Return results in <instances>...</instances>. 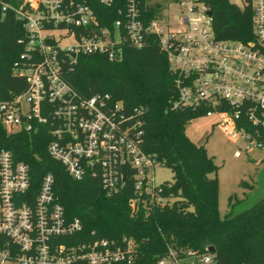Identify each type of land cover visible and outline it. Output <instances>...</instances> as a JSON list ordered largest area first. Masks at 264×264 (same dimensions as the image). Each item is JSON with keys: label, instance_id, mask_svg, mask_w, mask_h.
<instances>
[{"label": "built area", "instance_id": "built-area-1", "mask_svg": "<svg viewBox=\"0 0 264 264\" xmlns=\"http://www.w3.org/2000/svg\"><path fill=\"white\" fill-rule=\"evenodd\" d=\"M115 0H99L112 7ZM163 10L142 18L141 0H125L114 29L100 27L89 0H23L15 8L29 41L15 64L28 90L11 102H0V122L9 134L49 129L48 154L72 179L96 178L109 197L129 189L134 212L140 203L164 206L162 165L144 150V109H128L108 94L81 96L65 79L64 70L78 56L123 58V45H145L161 38L174 75V110L205 109L232 140L245 143L243 153H264V0H251L253 41L218 39L205 0H155ZM9 7L3 5V12ZM250 128V130H249ZM34 191L28 165L8 150L0 152V264H133L137 247L85 235L79 220L67 219L55 195L52 174ZM158 264H218L209 251L170 250Z\"/></svg>", "mask_w": 264, "mask_h": 264}, {"label": "trees", "instance_id": "trees-1", "mask_svg": "<svg viewBox=\"0 0 264 264\" xmlns=\"http://www.w3.org/2000/svg\"><path fill=\"white\" fill-rule=\"evenodd\" d=\"M22 1L0 0V102L13 101L29 87L26 78L15 74V64H23L20 58L29 41L25 25L17 20L15 12ZM244 1L241 8L230 0H205L218 39L244 43L254 40L252 1ZM89 3L100 27L110 30L121 18L119 11L127 8L125 0H115L112 7L99 0ZM140 4L147 23L163 10L153 0H141ZM3 5L9 7L5 13ZM160 44L161 38L155 34L147 36L140 49L126 42L123 58L116 62L104 54H81L63 75L81 96L108 94L128 109H144V150L172 170L174 176L173 182L163 186L167 204L140 203L134 212L131 201L135 195L131 190L109 197L96 178L72 179L65 167L48 154L51 137L45 126L30 133L9 134L0 122V152L8 150L17 162L28 165L36 192L42 179L52 174L55 195L67 219L79 220L85 235L94 233L93 237L116 241L132 239L137 247L133 264H158L173 249L204 252L211 247L215 248L218 264H264V197L240 213L231 203L233 210L221 218L215 158L186 134L188 123L206 116V110L171 107L176 97L175 77Z\"/></svg>", "mask_w": 264, "mask_h": 264}, {"label": "rangeland", "instance_id": "rangeland-1", "mask_svg": "<svg viewBox=\"0 0 264 264\" xmlns=\"http://www.w3.org/2000/svg\"><path fill=\"white\" fill-rule=\"evenodd\" d=\"M230 1L241 8L246 4L244 0ZM188 124V137L196 145L206 147L209 156L215 158L219 168L218 210L222 219L233 210L232 204H236L235 212L240 213L264 197V153L259 148L243 153L238 159L235 153L243 150L245 143L232 140L218 125L216 116H204ZM156 177L158 183L174 181L172 170L163 165L156 168ZM242 182H245L246 186H242Z\"/></svg>", "mask_w": 264, "mask_h": 264}, {"label": "water", "instance_id": "water-1", "mask_svg": "<svg viewBox=\"0 0 264 264\" xmlns=\"http://www.w3.org/2000/svg\"><path fill=\"white\" fill-rule=\"evenodd\" d=\"M209 15H212V13H209ZM209 251L212 253H215V248L211 247V248H209Z\"/></svg>", "mask_w": 264, "mask_h": 264}]
</instances>
